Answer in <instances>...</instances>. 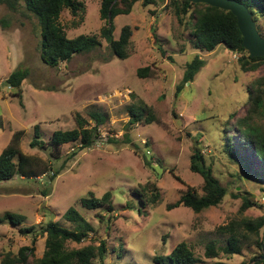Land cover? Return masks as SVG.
I'll return each instance as SVG.
<instances>
[{"label":"rangeland","instance_id":"obj_1","mask_svg":"<svg viewBox=\"0 0 264 264\" xmlns=\"http://www.w3.org/2000/svg\"><path fill=\"white\" fill-rule=\"evenodd\" d=\"M168 1L145 5L139 0L129 14L114 19L115 39L123 26L132 29L128 57L121 58L112 54L103 34L106 21L100 12L101 0H76L77 14L65 8L60 24L69 38L87 34L95 36L99 44L57 67L41 58L42 27L25 0L18 1L16 10L0 5V19L8 24H0V154L13 132L24 130L21 150L48 161L52 151L48 143L45 150L30 146L37 126L41 139L49 142L55 131L77 128L79 118L86 120L85 127L95 126L92 112L105 117L98 127L100 137L90 148L69 160L67 156L79 141L54 151L58 158L48 164L62 168L55 180L50 179L53 169H49L46 175L16 176L0 182V216L12 212L25 217L19 225L0 223V262L22 246H34L35 256L41 257L46 236L34 240L20 228L36 226L41 230L51 221L72 228L64 216L75 207L95 231L84 242H67V247L98 244V237L104 238L108 249L104 264H156L157 256L169 255L182 241L200 260L196 264H257L255 256L262 253L258 244L264 228L257 234L248 225L264 218V165L252 151L239 150V156L252 162L250 168L242 166L225 153V148L228 134L233 137L231 142L239 141L237 121L247 114L248 90L255 89L256 80L264 76V61L257 70L244 71L241 54L225 45L204 50L191 29L165 7ZM258 26L264 36L263 16ZM197 55L206 64L176 96L186 64ZM145 67L152 73L139 77L138 70ZM19 69L27 71L21 95L7 81L9 74ZM132 105H148L156 119L130 124ZM251 121L264 129V109ZM126 134L130 142H125ZM195 148L227 195L219 205L201 212L185 206L170 209L188 186L203 194L204 179L190 168ZM152 184L159 198L144 205L137 192L144 194L142 186L146 185L151 196L156 193ZM107 191L113 194V213L81 205L91 192L101 197ZM245 198L254 205L242 210ZM233 220L237 221L241 253L231 256L219 250L218 257L209 258L208 244L217 249L228 244L229 235L220 233L218 227ZM100 263L97 257L95 264Z\"/></svg>","mask_w":264,"mask_h":264},{"label":"trees","instance_id":"obj_2","mask_svg":"<svg viewBox=\"0 0 264 264\" xmlns=\"http://www.w3.org/2000/svg\"><path fill=\"white\" fill-rule=\"evenodd\" d=\"M19 0H0L1 4H6L10 9L16 10ZM139 0H101V16L106 21L103 28V34L109 42L112 54L121 58L128 57L127 47L130 43L132 29L130 25L123 26L120 37L115 39L114 19L121 14H129L134 4ZM245 4L253 13L254 20L259 21V17H264V0H236ZM27 9L35 14L42 27V60L51 67H57L61 62H68L75 54L90 52L99 44L95 36L80 34L76 37L69 38L66 31L59 22L61 12L67 8L73 15L77 14L78 5L76 0H25ZM145 5L158 4L159 0H143ZM170 8L178 21L185 27L190 28L193 36L204 50L212 51L219 45H225L229 50L241 54L239 58L241 68L244 71H254L259 68L264 56L252 57L243 46V36L238 27L236 16L228 10L217 8L205 3H193L189 0H169L165 6ZM0 24H7V21L0 19ZM259 29V26H258ZM206 61L200 56H195L186 64L184 75L181 83L176 87V96H179L183 88L188 82H192L200 70L204 67ZM152 70L150 67L140 68L137 72L139 77L150 76ZM27 77V71L19 69L9 74L7 81L17 91V95L22 93V84ZM256 88H249V100L247 106V114L237 121L239 130V141L231 142L233 137L228 134L229 142L226 144L225 153L241 163L242 166L252 167V162L239 156V150L252 151L261 166L264 165V129L254 125L251 121L253 115L264 109V76L256 80ZM148 109V113L145 111ZM130 124H136L141 121L151 123L156 119L148 105L145 108L132 105L129 109ZM92 118L95 119V126L85 127L84 119L79 118L77 128L69 130H57L51 136L49 142L41 139L40 131L37 126L33 140L30 142L32 148H40L45 150L47 143L51 148V158L44 161L37 155L24 153L21 148V140L25 133L24 130L14 131L10 143L2 150L0 154V182L10 180L16 176L34 177L40 174H47L49 169H53L50 179L53 181L60 174L61 167L55 168L52 164V158L57 159L58 156L54 151L61 148L62 145L80 142L78 147L73 150L66 160L76 156L79 151L90 148L100 137L99 128L105 121L103 114L92 112ZM1 124V121H0ZM236 133V131L234 132ZM127 135V134H126ZM116 142V140L111 139ZM129 136H126L125 142H130ZM146 164L150 165V161L144 156ZM50 162V163H51ZM190 168L193 172L199 173L204 179L203 194H199L194 186H188L187 190L180 196L179 200L171 204L169 208L179 206L189 207L195 212H201L204 209L219 205L227 195V189L215 177L209 165L204 161V157L198 148H195L191 156ZM254 171V170H253ZM257 175L259 171H254ZM177 180H181L179 176H175ZM264 182V178H263ZM156 193L150 196L147 192L146 185L142 186L143 192L149 196L142 197V203H156L159 198L156 185L152 184ZM81 205L89 210L102 209L103 211L113 213L115 211L113 194L111 191L105 192L101 197L96 196L93 192L81 201ZM254 202L249 198H245L242 210L251 207ZM24 216L6 212L0 216V223L10 222L19 225L24 220ZM65 220L71 223L72 228L63 227L58 222L51 221L45 228L37 230L36 226L20 228L24 234H32L36 240L38 236H46L45 251L41 257L35 256L34 246H22L17 253L8 252L1 259L0 264H95L97 257L100 264H104L107 254V241L98 237V244L90 243L80 248L69 249L67 242L73 241L81 243L86 241L90 234L95 231L94 226L82 215L75 207H70L64 216ZM237 221L233 220L228 224L220 225L218 231L227 234L228 244L219 249L213 243L208 244L206 255L209 258L218 257L219 250L227 255L240 254L242 249L240 246L239 234L236 229ZM249 228L259 233L264 228V218H261L255 225L249 224ZM94 238H96L94 236ZM33 240V241H34ZM264 233L259 241V248L262 253L255 256L258 259L257 264H264ZM123 249V247H120ZM107 257V256H106ZM156 264H196L200 260L196 257L193 249L187 242H180L173 251L167 256H157ZM213 264H229L227 262L216 261ZM246 264V263H241Z\"/></svg>","mask_w":264,"mask_h":264},{"label":"water","instance_id":"obj_3","mask_svg":"<svg viewBox=\"0 0 264 264\" xmlns=\"http://www.w3.org/2000/svg\"><path fill=\"white\" fill-rule=\"evenodd\" d=\"M164 0H159L162 3ZM193 3H205L217 8L231 11L237 18L238 27L243 36V46L252 57L264 56V36L258 29L253 13L236 0H189ZM264 249V243H263ZM264 258V255H262Z\"/></svg>","mask_w":264,"mask_h":264}]
</instances>
